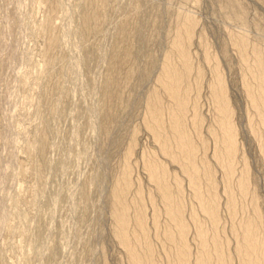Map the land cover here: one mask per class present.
I'll list each match as a JSON object with an SVG mask.
<instances>
[{
	"label": "rangeland",
	"instance_id": "rangeland-1",
	"mask_svg": "<svg viewBox=\"0 0 264 264\" xmlns=\"http://www.w3.org/2000/svg\"><path fill=\"white\" fill-rule=\"evenodd\" d=\"M135 1L107 0L98 31L86 43L77 20L85 0H0V264H131L112 231L110 189L134 128L138 130L131 155L133 180L142 187L155 255L163 264L164 251L154 234L147 196L155 187L146 176L141 150L165 157L144 126L143 116L178 11L197 16L196 29H203L211 49L219 55L235 107L239 144L251 162L264 209V165L246 126L247 102L239 83L237 51L227 40L228 30L237 31L241 24L224 15L221 0H138L136 13L132 9ZM242 2L247 20L264 29V4L260 0ZM49 11L57 44L52 48L53 63L43 66L39 65L44 46L38 27ZM123 19L130 24L126 32L132 31L135 57L123 64L121 75L128 68L134 73L127 80L120 77V98L111 104L113 118L105 130L104 80L111 73L109 57ZM135 22L138 28L134 30L131 24ZM250 28L249 37L264 43V31ZM221 47H225L223 53ZM191 48L194 59L198 57L195 61H200L199 45L194 42ZM28 68L31 72L25 75ZM201 90L198 107L208 119L212 105L207 87ZM34 98L42 108L24 120L21 110ZM29 110L33 111L31 104ZM42 125L46 145L40 154H32V138ZM19 157L26 161L22 168ZM165 161L177 171L175 163ZM135 187L132 184L129 197ZM184 188L185 199H191L186 182ZM221 213L227 225L224 208ZM164 217L161 213V221Z\"/></svg>",
	"mask_w": 264,
	"mask_h": 264
},
{
	"label": "bare ground",
	"instance_id": "bare-ground-1",
	"mask_svg": "<svg viewBox=\"0 0 264 264\" xmlns=\"http://www.w3.org/2000/svg\"><path fill=\"white\" fill-rule=\"evenodd\" d=\"M106 1L85 0L77 17L82 27V41L88 43L90 36L98 31ZM260 1L264 4V0ZM221 3L224 15L241 24L237 31L228 30L227 40L237 51L239 83L247 102L246 126L264 165V43L247 34L251 25L264 29L258 22L247 20L242 0H221ZM50 6L53 8V3ZM132 9L139 12L138 0ZM41 21L38 34L44 49L39 65L50 66L53 63L52 48L57 44L51 11ZM197 24L194 13L177 12L169 45L160 60L156 83L145 101L143 124L157 143L158 152L165 160L177 165V171L169 169L157 151L141 150L146 176L155 187L154 193L148 191L147 194L152 205V227L161 240L163 264H264V209L257 191L259 187L252 177L251 162L239 144L235 107L219 55L211 49L203 29H196ZM131 25L134 30L138 28L136 22ZM128 27L130 24L126 19L120 21L109 57L111 73L104 80L102 105L105 130L113 118L111 104L120 98V77L127 80L134 73L133 68H128L121 75L123 64L135 57L133 34L126 32ZM194 42L201 49L200 61H195L198 57L194 59L191 48ZM221 48L223 53L225 47ZM30 72L28 68L24 74ZM204 86L213 111L208 119L198 107ZM34 99L21 110L24 120L42 108ZM137 130L132 131L121 169L110 189L112 231L131 264H162L151 240L142 187L139 181L134 182L132 175L131 155ZM31 142L30 153L40 154L46 145L45 126L38 128ZM25 162L19 157L20 168ZM216 171L220 172L219 176ZM185 182L191 195L187 200L184 197ZM132 184L136 187L129 197ZM221 208L226 211L228 226L223 221ZM161 213L165 216L162 221ZM191 230L193 235L190 237Z\"/></svg>",
	"mask_w": 264,
	"mask_h": 264
}]
</instances>
